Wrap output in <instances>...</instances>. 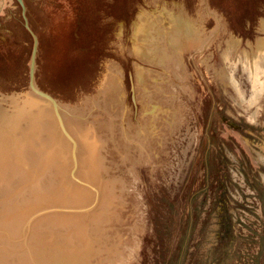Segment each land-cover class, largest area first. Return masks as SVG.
<instances>
[{
    "label": "rangeland",
    "instance_id": "obj_1",
    "mask_svg": "<svg viewBox=\"0 0 264 264\" xmlns=\"http://www.w3.org/2000/svg\"><path fill=\"white\" fill-rule=\"evenodd\" d=\"M23 2L99 197L42 99L0 134V264H264V0ZM21 9L0 0L3 111L41 99Z\"/></svg>",
    "mask_w": 264,
    "mask_h": 264
},
{
    "label": "water",
    "instance_id": "obj_2",
    "mask_svg": "<svg viewBox=\"0 0 264 264\" xmlns=\"http://www.w3.org/2000/svg\"><path fill=\"white\" fill-rule=\"evenodd\" d=\"M18 1L22 5V14H23V17H24V25L28 29V31L30 32L32 37H33V47H32V52H31V57H30V65H29V83H28V88H29V90L32 93L36 94L41 99H43L46 102L50 103V105H51V107H52V109L54 111V115H55V118H56L57 125H58L59 129L61 130V132L64 134V136L68 139V141L70 143L71 155H72V160H73V167H72V170H71V176H72V178L74 180H76L77 182H79L81 184L89 186L95 192V199H94V202H93V204H94L97 201L98 197H99L98 187L94 186L90 182L82 180L80 177L74 176L75 169L77 168L76 152H77V149H78V145H77L76 139L70 133V131L67 129V127L65 125L63 116L61 114L62 106L58 102L56 97H54L51 93L45 91L44 89L38 87L37 84H36L35 73H36V64H37V54H38V48H39V38H38L37 34L34 32V30L31 28V26L29 24V20H28L27 15H26V6H25L23 0H18ZM136 11H139V9H137ZM260 20H263V19H260ZM130 80H131V85H130L131 99H132V102L134 104L135 113H136L137 112V110H136L137 102H136V96H135V86H134V83H133V78H132L131 73H130ZM28 100L31 101L32 99L28 98ZM10 117L11 116H9V114L6 111L2 112V114L0 115V119L2 120V122H4V120L5 121L9 120Z\"/></svg>",
    "mask_w": 264,
    "mask_h": 264
},
{
    "label": "bare ground",
    "instance_id": "obj_3",
    "mask_svg": "<svg viewBox=\"0 0 264 264\" xmlns=\"http://www.w3.org/2000/svg\"><path fill=\"white\" fill-rule=\"evenodd\" d=\"M32 97V96H31ZM32 99V98H31ZM19 101H17L19 104H17L18 106H15L16 108H14V111H12L13 109L11 108V110H9V111H6L8 114H9V116H11L10 118L11 119H9V120H7L6 122H5V120H4V122H2V120L0 119V134L2 135V136H4V140L3 141H5L6 142V138H7V136H6V138H5V135H6V132H5V135H3V133H1L2 132V130L4 131V130H6V131H12V129H14V127L15 126H17V127H19L18 126V122H20L22 119H26V116H27V114H28V117L31 119V117H30V115L31 114H29L30 112H37V110L39 109V105L41 104V103H43V104H47V103H45V101H41L42 99H37L36 98V96H34V99H32L31 101L30 100H28V98H26V99H24V98H22V99H18ZM33 100H36V102H33ZM13 101H14V99H13ZM39 101V102H38ZM12 102V101H11ZM11 104V103H10ZM13 104V103H12ZM15 104V103H14ZM37 104H38V106H37ZM16 105V104H15ZM9 107H10V105H9ZM2 109V111H3V108H0V110ZM36 110V111H35ZM5 111V110H4ZM3 111V112H4ZM1 112V111H0ZM44 112V111H43ZM54 112V111H53ZM2 114V112L0 113V115ZM13 115H14V117H13ZM34 115V114H33ZM32 115V116H33ZM35 115H40V112H39V114H35ZM34 115V116H35ZM38 117V116H37ZM37 117H35V118H37ZM13 118V119H12ZM29 118H28V120H29ZM32 119H33V117H32ZM39 119V118H38ZM37 120H33V121H31V123H28V124H34L35 122H36ZM45 121H47V120H45ZM44 121V122H45ZM24 122V121H23ZM28 122V121H27ZM43 122V123H44ZM37 123V122H36ZM21 125H22V123H20ZM27 124V123H26ZM27 124V125H28ZM41 124H42V121H41ZM20 125V126H21ZM43 125V124H42ZM41 125V126H42ZM45 125V124H44ZM30 127H31V125H29ZM33 126V125H32ZM46 126H47V124H46ZM12 127V128H11ZM39 126H37L36 125V127L35 128H38ZM67 127V126H66ZM21 128V127H20ZM34 129V128H33ZM32 129V130H33ZM15 130L16 129H14V132H15ZM18 131H19V128L17 129ZM22 130V128L20 129V131ZM24 130V129H23ZM23 130H22V132H23ZM27 130L29 131V129L27 128ZM17 131V132H18ZM19 131V132H20ZM31 131V130H30ZM25 132V131H24ZM27 132V131H26ZM40 132V131H39ZM21 133V132H20ZM28 133V132H27ZM31 133V132H30ZM15 134V133H14ZM19 134V133H18ZM18 134H17V136H18ZM22 134V133H21ZM37 134V133H36ZM7 135L8 136H10V134H8L7 133ZM20 137H22V135L20 136ZM41 137V136H40ZM23 138V137H22ZM25 138V137H24ZM23 138V139H24ZM48 138V137H47ZM12 140V139H11ZM16 140V139H15ZM10 141V140H9ZM8 141V139H7V142H9ZM28 141H29V139H28ZM1 142V141H0ZM23 142V141H22ZM31 141H29V143H30ZM4 142H2V144H3ZM87 143V142H86ZM1 144V143H0ZM5 144V143H4ZM3 144V145H4ZM13 144V145H12ZM12 144L10 143V145H11V153H15V155H16V153H17V150L15 149V148H17L18 147V145L15 143L14 144V142L12 141ZM45 144V143H44ZM9 144L7 143L6 144V146H8ZM46 145V144H45ZM90 145V144H89ZM43 146V145H42ZM9 147V146H8ZM52 147V146H51ZM4 147H2V149H3ZM6 148V147H5ZM10 148V147H9ZM8 148V149H9ZM54 148V147H53ZM8 149H4L3 151H5V150H7V152H8ZM55 149V148H54ZM53 149V150H54ZM0 151H1V149H0ZM10 151V150H9ZM19 151V150H18ZM56 151V150H55ZM6 152V153H7ZM19 153V152H18ZM89 153V152H88ZM90 153H91V149H90ZM3 154H4V152H3ZM0 155H2L1 153H0ZM6 155V156H5ZM4 156H5V159H6V157H7V154H5ZM19 155V154H18ZM34 155H35V153H34ZM3 156V157H4ZM11 156V155H10ZM72 156V155H71ZM89 156H90V158H92V156L89 154ZM16 157V156H15ZM3 159V158H2ZM8 159V158H7ZM19 159H21V156H20V158L18 157V160ZM1 160V159H0ZM76 160H77V165H78V158H77V152H76ZM3 162H5V161H3ZM1 163H2V161H1ZM74 176H75V172H74Z\"/></svg>",
    "mask_w": 264,
    "mask_h": 264
},
{
    "label": "flooded vegetation",
    "instance_id": "obj_4",
    "mask_svg": "<svg viewBox=\"0 0 264 264\" xmlns=\"http://www.w3.org/2000/svg\"><path fill=\"white\" fill-rule=\"evenodd\" d=\"M17 1H18V0H17ZM21 13H22V9H21ZM22 15H23V14H22ZM11 18H13V15H12L11 17H8V20L11 19Z\"/></svg>",
    "mask_w": 264,
    "mask_h": 264
}]
</instances>
